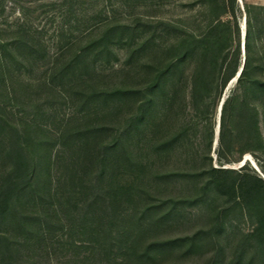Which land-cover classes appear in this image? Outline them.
<instances>
[{
	"label": "trees",
	"instance_id": "obj_1",
	"mask_svg": "<svg viewBox=\"0 0 264 264\" xmlns=\"http://www.w3.org/2000/svg\"><path fill=\"white\" fill-rule=\"evenodd\" d=\"M219 24L208 26L199 35H179L169 47L172 54L155 62L140 63L137 84L131 86L96 85V63L100 58L101 63L110 64L112 58H117L115 48L119 47L131 48L128 56L131 59L137 51L153 45L157 27L149 30L152 24L139 19L119 21L105 17L102 30L96 34L90 31L74 49L66 41L55 51L54 59L43 66L42 75L36 80V87L46 92L44 97L37 103H27L49 113L54 101L68 104L73 100L72 115L53 131L35 119L21 121L19 126L7 116L8 102L20 98V91L7 79L30 65L22 56L37 57L39 49L26 33L14 41L0 40V264H36L27 257L26 248L44 247L51 238L84 229L92 235L89 245L92 253L99 251L95 240L99 236L103 238V243L97 241L100 254L108 261L104 264H111L116 236L109 221L116 216L117 206L109 207L111 187L102 186L100 180L111 174L116 165L126 169L151 168L154 157L162 155L167 156L169 164L164 171L155 167V176L172 181L188 180L195 191L187 196L171 195V208L164 216L178 206L207 203L208 193L212 191L214 198H224V204L215 208L217 218L213 220L220 215L219 219L224 220L229 212H235V219L239 220L240 216L254 222L253 229L240 240L239 255L247 244L264 253V193L258 191L260 185L256 182L261 180L264 186V181L246 173L242 166H221L238 159L232 146L237 132L235 118L227 113L233 102L240 105L243 111L240 122L251 135L252 145L240 153L264 151L258 110L250 102L247 91L244 90L241 100L236 94L223 98L215 129L218 165L211 154L210 90L227 56ZM191 57L195 63L189 76H184L185 62ZM240 67L237 81L245 84L246 59ZM184 79L189 86L186 102L179 105L184 116L179 122L172 119L175 127L163 128L164 118L161 122L157 114H169L175 103L178 106ZM246 86L264 92V80L253 79ZM128 98H133V110L118 122L115 109ZM198 125L203 129L199 138ZM136 148L138 151H134ZM59 159L61 170L55 175L53 168ZM93 171L97 173L96 181L90 177ZM77 194L82 195L81 203L75 200ZM199 234L197 230L148 243L143 255L172 244H188V252L195 250L200 246ZM252 260L253 257L247 264ZM93 264L102 263L95 260Z\"/></svg>",
	"mask_w": 264,
	"mask_h": 264
},
{
	"label": "rangeland",
	"instance_id": "obj_2",
	"mask_svg": "<svg viewBox=\"0 0 264 264\" xmlns=\"http://www.w3.org/2000/svg\"><path fill=\"white\" fill-rule=\"evenodd\" d=\"M105 17L119 21L139 19L152 24L149 30L154 26L159 29L153 45L148 44L134 53L131 59L128 58L132 52L129 47L115 48L117 58H112L110 64L101 63L99 58L95 69V83L108 87L136 85L140 63L155 62L172 54L169 47L179 35H199L208 26L220 23L218 29L222 28L227 56L223 69L216 74L210 90L213 162L218 165L215 160L218 145L215 129L219 122L220 101L228 95L236 94L241 100L244 90L247 91L250 102L257 107L259 127L264 138V92L246 86L253 79L264 80V0H0V40L14 41L26 33L39 49L37 57L20 56L30 65L18 75L16 73L14 77L7 79L10 85L20 91V98L12 99L6 105L7 116L12 122H17L20 126L21 121L35 119L53 131L72 115L73 100L68 104L54 101L49 113H43L36 106L27 103H37L44 97L46 92L37 88L35 83L42 75L43 66L54 59L55 51L65 45L66 41L74 49L80 40L87 38L90 31L95 34L101 31ZM245 59L247 70L244 84L237 81V70ZM194 63L193 57L185 62L184 76H189ZM188 88L184 79L179 92L181 94H178V106L175 103L169 114L158 112L161 122L164 118L163 128H173L176 126L173 120H182L184 112L179 105L186 102ZM115 110V120L122 122L125 115L133 110V98L125 99L124 104ZM242 112L240 105L236 106L234 102L227 109V113L235 118L237 132L232 138V146L233 155L238 159L221 166H242L246 173L256 175L264 181V151L244 150L240 153L241 149L252 145L251 135L246 132L248 128L240 122ZM116 121V124H120ZM198 128L199 138L203 129L201 125ZM36 134L41 135V132ZM46 135L43 131L42 136ZM134 151H138L137 148ZM245 156L247 158L243 161ZM168 164L167 156L162 155L154 157L151 168L145 166L143 170L116 165L111 174L107 173L100 180L102 186L111 187L109 207L117 206L116 216L109 221L116 236L111 264H247L252 257L250 264H264V253H258L249 244L241 255L237 250L240 240L253 229V220L240 216L237 220L235 212H229L224 220L219 219L221 215L213 220L215 208L224 204V198H214L212 191L207 195V203L178 206L164 216L170 211L171 195L177 193L187 196L195 192L193 184L188 180L172 181L155 176V167L164 171ZM60 170L59 159L53 172L58 175ZM95 175L97 173L93 171L90 176L92 181L97 180ZM256 182L260 185L258 191L264 193L262 181ZM81 199L82 195L77 194L75 200L81 203ZM197 230L200 231L197 238L200 246L195 250L188 252V244H172L160 246L157 250L151 249L148 255H143L148 243L165 241ZM90 239L92 235L85 229L81 232H65L47 240L44 247L26 248L25 253L36 264H93L95 260L102 264L108 262L101 256L102 250L97 242L103 243V238L99 236L95 240L94 243L101 250L95 253H92L89 246Z\"/></svg>",
	"mask_w": 264,
	"mask_h": 264
},
{
	"label": "water",
	"instance_id": "obj_3",
	"mask_svg": "<svg viewBox=\"0 0 264 264\" xmlns=\"http://www.w3.org/2000/svg\"><path fill=\"white\" fill-rule=\"evenodd\" d=\"M240 70H241V67H240L239 71L237 72V75L239 74ZM222 101H223V98H222L221 101H220L219 109H220V107H221V103H222ZM218 125H219V124H217V127H218ZM216 132H217V131H216ZM246 158H247V156H245V157L243 158V161H244V159H246Z\"/></svg>",
	"mask_w": 264,
	"mask_h": 264
}]
</instances>
